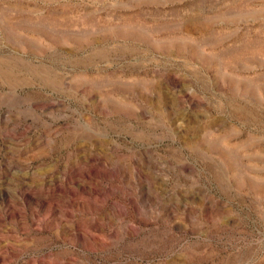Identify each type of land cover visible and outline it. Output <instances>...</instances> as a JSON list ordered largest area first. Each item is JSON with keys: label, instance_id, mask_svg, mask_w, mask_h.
<instances>
[{"label": "rangeland", "instance_id": "374dc122", "mask_svg": "<svg viewBox=\"0 0 264 264\" xmlns=\"http://www.w3.org/2000/svg\"><path fill=\"white\" fill-rule=\"evenodd\" d=\"M0 264H264V0H0Z\"/></svg>", "mask_w": 264, "mask_h": 264}, {"label": "clouds", "instance_id": "9594fccd", "mask_svg": "<svg viewBox=\"0 0 264 264\" xmlns=\"http://www.w3.org/2000/svg\"><path fill=\"white\" fill-rule=\"evenodd\" d=\"M96 99H99V97L97 96V97H95ZM176 227L178 228V229H183L184 228V225L183 224H177L176 225Z\"/></svg>", "mask_w": 264, "mask_h": 264}]
</instances>
